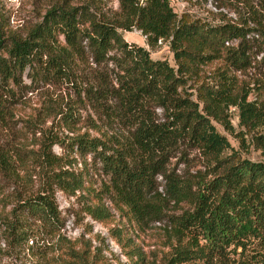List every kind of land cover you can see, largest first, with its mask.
<instances>
[{
  "label": "trees",
  "instance_id": "16d2710c",
  "mask_svg": "<svg viewBox=\"0 0 264 264\" xmlns=\"http://www.w3.org/2000/svg\"><path fill=\"white\" fill-rule=\"evenodd\" d=\"M217 15L215 24L187 12L178 15L169 0H118V10L110 13L88 0H54L40 21L19 33L0 12V119L12 114L25 88L61 84L75 93L64 101L65 108L52 99L41 110L42 118L51 116L57 125L40 130L36 148L28 151L36 183H26L15 197L6 224L10 244L27 243L34 223L59 229L56 191L75 195L88 189L85 169L72 167L73 154H79L90 155L106 178L100 196L86 205L94 220L111 216L101 198L106 194L138 226L167 217L169 264L230 259L264 264V160L242 157L213 124H221L242 147L248 134L251 144L264 149V100L256 95L250 99L260 93V85L250 86L237 75L255 65L253 55L261 54L259 62L264 63V8L249 6L236 20L223 12ZM133 28L146 36L149 46L159 38L169 41L173 64L128 42L122 32ZM84 104L127 133L107 139L88 132L61 137L56 127L72 132L80 120L78 105ZM230 107L237 108L244 130L232 126ZM181 143L201 153L202 174L184 179L169 169ZM55 145L61 154L53 152ZM11 154L0 147L1 174L14 175ZM172 201L184 207L168 212Z\"/></svg>",
  "mask_w": 264,
  "mask_h": 264
},
{
  "label": "rangeland",
  "instance_id": "374dc122",
  "mask_svg": "<svg viewBox=\"0 0 264 264\" xmlns=\"http://www.w3.org/2000/svg\"><path fill=\"white\" fill-rule=\"evenodd\" d=\"M54 0H0V12L5 17L8 26L19 33L25 28L40 21L46 8ZM85 0H70L73 4ZM106 13L118 10V0H88ZM173 10L178 14L187 12L193 17L201 18L212 24L219 22V12H223L232 19L238 18V13L245 14L249 6L264 8V0H169ZM123 37L128 42L142 45L149 50L153 59H166L173 64L172 52L167 46H153L147 44V38L140 30L133 28L123 31ZM252 41V39L250 38ZM256 48L253 47V52ZM261 54L253 55L255 65L244 72L237 73L244 83L260 85L257 94H251L250 99L258 96L264 100V63L259 62ZM111 68V64L108 65ZM213 65H209L208 68ZM105 71V67L103 68ZM107 71H109L107 69ZM23 81L29 83L24 75ZM24 88V87H23ZM195 97V96H193ZM75 98V93L66 85H39L33 89H23L17 103L12 107L11 115L0 119V147L11 151V160L14 165V175L8 176L0 173V264H169L172 250L167 244L169 222L167 217L160 221H151L138 226L132 218L121 214L112 204L106 194L102 195V202L108 208L111 216L105 221L94 220L86 210V205L93 203L96 196H100L102 184L106 181L104 175L98 170L90 155L80 156L73 154L76 162L72 167L80 171L85 169L87 176L84 186L88 189L77 191L75 195L56 191L55 197L60 210L59 229H49L34 223V234L29 241L22 242L21 246L10 244L7 240V223L11 218L12 208L16 195L26 189V183H36L33 163L29 158V150L36 148L40 130L52 125L50 117H43L41 110L52 99H57L65 108L64 101ZM52 100V101H51ZM230 122L236 131L244 130L239 126L238 110L230 107ZM157 118L163 120L162 110L155 109ZM37 116H36V115ZM35 116V117H34ZM77 121L72 132L56 127L61 137L72 134L88 132L101 138L119 137L127 133V128L108 122L103 116L95 112L90 105H78ZM36 118L35 124L30 120ZM216 129L226 136L232 148L242 156L252 160H264V149L256 148L250 141V135L244 134L245 145L229 134L221 124L213 122ZM53 152L61 154L62 149L55 145ZM201 153L185 143L175 150L169 160V169H174L180 178H193L202 174L206 169ZM28 166L29 168L26 169ZM31 166V168H30ZM32 175L27 181V176ZM159 190L164 194L165 182L159 176ZM88 190V191H87ZM184 204L170 202L168 212L179 211ZM240 248L237 249V252ZM233 255V254H232ZM235 258L238 255L234 254ZM233 258V257H231ZM235 260H227L220 264H234Z\"/></svg>",
  "mask_w": 264,
  "mask_h": 264
},
{
  "label": "built area",
  "instance_id": "2783aa9c",
  "mask_svg": "<svg viewBox=\"0 0 264 264\" xmlns=\"http://www.w3.org/2000/svg\"><path fill=\"white\" fill-rule=\"evenodd\" d=\"M157 42L159 45H162V46H167L169 44V41H163L161 38H159Z\"/></svg>",
  "mask_w": 264,
  "mask_h": 264
}]
</instances>
